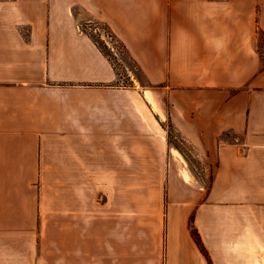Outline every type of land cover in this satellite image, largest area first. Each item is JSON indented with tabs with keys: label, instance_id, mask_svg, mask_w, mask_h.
Masks as SVG:
<instances>
[{
	"label": "crops",
	"instance_id": "1",
	"mask_svg": "<svg viewBox=\"0 0 264 264\" xmlns=\"http://www.w3.org/2000/svg\"><path fill=\"white\" fill-rule=\"evenodd\" d=\"M93 23L167 96L175 132L214 166L194 222L208 258L185 212L166 264H264V0H0V235L18 233L21 219L36 225L39 187L73 189L79 213L84 188L122 170L118 156L129 165L117 140L142 137L129 91L110 88L116 72L84 31ZM63 196L65 214L74 208Z\"/></svg>",
	"mask_w": 264,
	"mask_h": 264
},
{
	"label": "rangeland",
	"instance_id": "2",
	"mask_svg": "<svg viewBox=\"0 0 264 264\" xmlns=\"http://www.w3.org/2000/svg\"><path fill=\"white\" fill-rule=\"evenodd\" d=\"M84 31L116 72L110 88L129 91L132 128L134 135L142 137L117 140V152L128 153L129 165L124 166L119 161L124 157L118 156L117 167L122 170L101 173V186L84 188L79 213L72 205L77 199L73 189L39 187L36 225L21 219L15 225L18 233L6 230L0 235V264H166L170 228L185 212H190L191 237L208 258L194 222L196 212L205 210L213 193L214 166H208L206 157L194 153L175 132L167 96L148 87L110 30L93 23ZM173 148L181 153L185 168ZM62 193L74 208L65 214L59 210ZM215 204L214 210H221V204Z\"/></svg>",
	"mask_w": 264,
	"mask_h": 264
},
{
	"label": "bare ground",
	"instance_id": "3",
	"mask_svg": "<svg viewBox=\"0 0 264 264\" xmlns=\"http://www.w3.org/2000/svg\"><path fill=\"white\" fill-rule=\"evenodd\" d=\"M172 151H173V153H175L176 155H178V156H179V152H178L177 150H175V149H172Z\"/></svg>",
	"mask_w": 264,
	"mask_h": 264
}]
</instances>
